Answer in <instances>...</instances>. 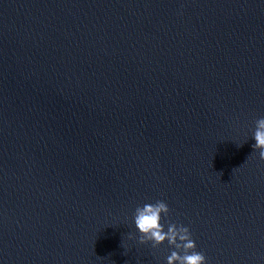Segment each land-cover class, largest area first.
I'll list each match as a JSON object with an SVG mask.
<instances>
[{"label":"water","instance_id":"95a60500","mask_svg":"<svg viewBox=\"0 0 264 264\" xmlns=\"http://www.w3.org/2000/svg\"><path fill=\"white\" fill-rule=\"evenodd\" d=\"M261 117L264 0H0V264H264Z\"/></svg>","mask_w":264,"mask_h":264},{"label":"clouds","instance_id":"9594fccd","mask_svg":"<svg viewBox=\"0 0 264 264\" xmlns=\"http://www.w3.org/2000/svg\"><path fill=\"white\" fill-rule=\"evenodd\" d=\"M254 150H259V158L264 160V117L256 121L254 131ZM170 209L166 202L157 200L155 203H147L138 206L134 214L135 227L138 230L139 243H152L155 248L167 241L173 246L174 251L167 257V264H206L203 253L196 251V243L191 238L189 229L183 225L168 224L167 231L161 223L162 214L167 216ZM134 237L129 234V239Z\"/></svg>","mask_w":264,"mask_h":264}]
</instances>
